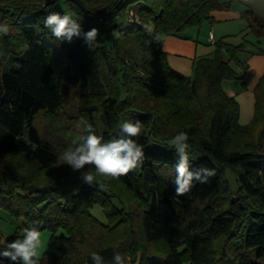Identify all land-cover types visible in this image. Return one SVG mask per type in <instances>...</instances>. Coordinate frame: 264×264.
Masks as SVG:
<instances>
[{"label":"trees","instance_id":"16d2710c","mask_svg":"<svg viewBox=\"0 0 264 264\" xmlns=\"http://www.w3.org/2000/svg\"><path fill=\"white\" fill-rule=\"evenodd\" d=\"M67 1L83 30L86 20L98 19L110 44L57 40L43 21L67 13L58 1L0 0V24L10 26L0 35V207L23 220L10 239L0 229V251L35 226L48 228L61 251H45L39 264H94L93 252L105 264L116 253L127 264H264V73L254 88V115L243 125L238 100L223 88L225 79L239 77L232 59L249 67L237 56L243 43L216 41L213 54L196 58L190 79L162 46L165 36L213 21L231 2L83 0L85 11ZM242 14L264 37V18L251 9ZM76 84L78 116L105 142L123 135L122 122L143 123L133 137L145 153L141 167L118 179L92 169L96 182L89 185L64 165L63 151L88 134L86 124L70 127L74 138L61 145L38 120H53L65 88ZM181 131L189 135L191 168L216 175L176 196L179 156L170 141ZM0 264L13 262L0 257Z\"/></svg>","mask_w":264,"mask_h":264},{"label":"clouds","instance_id":"9594fccd","mask_svg":"<svg viewBox=\"0 0 264 264\" xmlns=\"http://www.w3.org/2000/svg\"><path fill=\"white\" fill-rule=\"evenodd\" d=\"M44 26L49 29L57 40H66L71 42L73 38H82L84 42L92 48L97 41L99 29L92 28L84 31L82 24L72 17L71 14L61 15L57 12L49 13L44 21ZM147 27V26H146ZM10 26L0 24V35H7ZM149 32L152 29L147 28ZM156 42H161L162 37L157 34ZM82 124H86L83 119ZM123 135L118 139L105 142L102 135H97L92 125L86 124L87 135L80 137L79 141L74 140L73 145L67 147L61 158L64 165H68L73 171L81 172L82 182L93 185L96 182L95 173L113 179L127 175L129 172L141 167L144 162V150L133 137L140 135L143 129V123L136 120L124 121L119 125ZM189 135L181 131L170 141L179 156L178 163L175 166L176 177L175 195L182 196L189 192L194 182L201 184L207 183L210 177L216 175L214 169L207 167L192 169L188 156ZM88 169L85 171V169ZM43 247L41 231L35 227H26L23 229V235L12 242H6L4 248L0 251V257L7 258L13 264H39L40 250ZM94 264H105V261L98 253H91ZM111 264H127L126 259L120 253L113 256Z\"/></svg>","mask_w":264,"mask_h":264},{"label":"rangeland","instance_id":"374dc122","mask_svg":"<svg viewBox=\"0 0 264 264\" xmlns=\"http://www.w3.org/2000/svg\"><path fill=\"white\" fill-rule=\"evenodd\" d=\"M225 1L231 2L232 10L240 11L238 17L227 20H213V22L204 21L201 25H191L177 34H169V35L186 37L187 34L188 35L195 34L194 35L195 38L198 35L199 41L202 44V46L206 45L207 49L209 47L212 48L214 47L212 49L213 51L211 54H213L218 48L216 41H219L221 39L234 45L243 43L244 48L238 50L237 56L242 61H244V63H247L249 65L251 63V59L255 54L264 52V37L258 36L256 32L253 29H251V27L249 26V22H250L249 18L246 15L242 14V12L251 9L258 16L261 17V15L258 12H263L264 14V0H225ZM57 4L61 9L65 10L68 14H71L74 19H76V14L70 10L69 3L67 0H58ZM113 23L114 21L110 22L111 25ZM85 25H86L85 32L92 28L99 29V35L97 37V41L95 42V44H99V45H103L105 43L110 44L111 42L110 35L103 30V26L99 24L98 19L86 20ZM212 25L214 26L215 32L217 33L216 41H214L215 43L213 42L211 43L210 40H208L207 38L208 34L210 33L209 28H211ZM165 38L166 36L162 39V46ZM223 52L226 57H230V54L226 49H223ZM195 60L196 58L192 61L189 60V62L184 63L182 65V69L180 72H182L185 75V77L188 79L192 78L193 76V71H194L193 68H194ZM231 64L236 69L237 73L239 74V77L225 79L223 81V88L229 95L236 97V99L238 100L240 104L239 121L241 124L244 123L243 125H246L250 123L254 115V104H255L254 88L253 89L250 88L249 81L245 79L244 68L240 64H238L234 59L231 60ZM171 65L173 67V64ZM173 68H175V66ZM241 76H243V78H241ZM79 92H80V87L78 84L71 85L70 87H66L64 104L62 108L58 111L56 117L53 120L50 118L48 119L44 115H41L39 117L38 120L39 125L44 128L46 135H48V137H50L56 144L62 145L66 143L68 140L74 138L72 136V133L70 135L68 133L69 132L68 129H70V127L72 128L73 131L74 130L77 131V129L81 128V119L78 116ZM229 177L232 181L234 180V176L231 173H229ZM70 206H72V202H70ZM92 211L98 218L105 220V216L99 205H95ZM22 225H23L22 219L20 218L18 219L14 217L7 210L0 207V229L4 239L12 238V236L16 233V231L21 230ZM39 230L42 233V239H43V247L40 250L41 253L40 258L42 257L45 251H49L55 254H60L61 251L51 240V231L48 228H41Z\"/></svg>","mask_w":264,"mask_h":264},{"label":"crops","instance_id":"0c3cea01","mask_svg":"<svg viewBox=\"0 0 264 264\" xmlns=\"http://www.w3.org/2000/svg\"><path fill=\"white\" fill-rule=\"evenodd\" d=\"M231 7L232 6L230 5L228 9L215 10L213 12L214 20H227L238 17L240 11L232 10ZM258 13L261 15V17L264 18L263 12ZM211 30H213L214 41H216L217 33L215 32V28L213 25L211 26V28H209V31ZM194 35L187 34L186 37L169 35L164 39L163 46L169 53L168 57L170 63L173 64V67L175 66V68H177L179 71H181L182 65L189 62V60L192 61L197 57L210 55L213 51L212 49L214 47H209L207 49L206 45L202 46V44L200 43L199 36L197 35V37L195 38ZM207 38L211 43H215L214 41H212L210 33L208 34ZM263 73L264 52L255 54L251 59V63L249 64L248 69L245 71V79L249 81L250 88H255L259 78Z\"/></svg>","mask_w":264,"mask_h":264},{"label":"water","instance_id":"95a60500","mask_svg":"<svg viewBox=\"0 0 264 264\" xmlns=\"http://www.w3.org/2000/svg\"><path fill=\"white\" fill-rule=\"evenodd\" d=\"M58 0H46V3L47 4H52V3H55L57 2ZM71 1H74L75 3H77L82 9H84L85 11L88 10L85 2L83 0H71Z\"/></svg>","mask_w":264,"mask_h":264},{"label":"built area","instance_id":"2783aa9c","mask_svg":"<svg viewBox=\"0 0 264 264\" xmlns=\"http://www.w3.org/2000/svg\"><path fill=\"white\" fill-rule=\"evenodd\" d=\"M101 20H102V18H100ZM210 37H211V39H212V41H214V34H213V30H211L210 31ZM24 228H26V227H24ZM23 228V229H24Z\"/></svg>","mask_w":264,"mask_h":264}]
</instances>
